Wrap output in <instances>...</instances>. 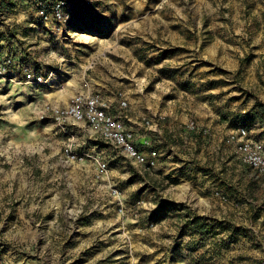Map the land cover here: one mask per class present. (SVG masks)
Returning <instances> with one entry per match:
<instances>
[{
	"label": "rangeland",
	"instance_id": "rangeland-1",
	"mask_svg": "<svg viewBox=\"0 0 264 264\" xmlns=\"http://www.w3.org/2000/svg\"><path fill=\"white\" fill-rule=\"evenodd\" d=\"M78 1L60 28L0 22V264H264V171L236 140L264 150V0ZM80 92L124 99L155 167L44 111Z\"/></svg>",
	"mask_w": 264,
	"mask_h": 264
},
{
	"label": "built area",
	"instance_id": "built-area-1",
	"mask_svg": "<svg viewBox=\"0 0 264 264\" xmlns=\"http://www.w3.org/2000/svg\"><path fill=\"white\" fill-rule=\"evenodd\" d=\"M14 7V8H12ZM27 11L28 15L20 18L8 15L7 11ZM78 0H0V22L24 20L28 27L36 24L44 25L49 29L60 28L66 25L73 17V13L81 12ZM13 63L8 55L0 63V78L5 76L4 65ZM24 76L27 83H42L43 76L25 68ZM127 102L118 99L115 102L108 100L103 94L80 92L70 98L63 105L46 106L44 111L51 115L61 130H71L81 127L89 138L100 139L114 150L125 155L128 159L146 168L155 167L160 152L154 148L143 152L134 142L132 133L126 127L125 121L129 120L126 111ZM149 124V122H147ZM193 127V123H191ZM154 133L159 130L155 126ZM247 132L244 128L237 131V152L241 161L251 168L264 171V150L258 144L245 140ZM101 170L106 168V163L98 160Z\"/></svg>",
	"mask_w": 264,
	"mask_h": 264
},
{
	"label": "bare ground",
	"instance_id": "bare-ground-1",
	"mask_svg": "<svg viewBox=\"0 0 264 264\" xmlns=\"http://www.w3.org/2000/svg\"><path fill=\"white\" fill-rule=\"evenodd\" d=\"M10 81L12 82V84H13L14 87H15V86L18 87L19 85H23V86H25L24 83H19V82L16 81V79H10ZM49 96L54 97V98H56V99H58L59 97H61L59 91L51 92Z\"/></svg>",
	"mask_w": 264,
	"mask_h": 264
},
{
	"label": "trees",
	"instance_id": "trees-1",
	"mask_svg": "<svg viewBox=\"0 0 264 264\" xmlns=\"http://www.w3.org/2000/svg\"><path fill=\"white\" fill-rule=\"evenodd\" d=\"M254 107H255L256 109H258V110H264V104H262V103H260V102H258V101H256V102L254 103ZM171 181H172V183H176V180H175V179H172Z\"/></svg>",
	"mask_w": 264,
	"mask_h": 264
}]
</instances>
